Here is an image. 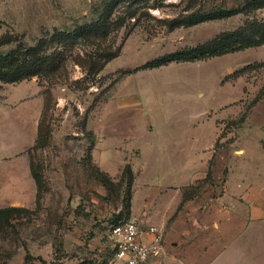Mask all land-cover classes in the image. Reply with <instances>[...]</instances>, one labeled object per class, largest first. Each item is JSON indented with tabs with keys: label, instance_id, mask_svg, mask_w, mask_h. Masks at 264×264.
<instances>
[{
	"label": "rangeland",
	"instance_id": "rangeland-1",
	"mask_svg": "<svg viewBox=\"0 0 264 264\" xmlns=\"http://www.w3.org/2000/svg\"><path fill=\"white\" fill-rule=\"evenodd\" d=\"M104 1L0 0V51L42 41L50 53L54 30L91 20ZM245 1L164 0L96 42L120 50L93 76L68 58L53 76L0 81V208L21 209L0 221V264H105L109 228L126 218L162 228L163 251L147 264H264V44L140 68L264 22V8L172 30L158 19ZM40 121L50 140L33 148ZM28 156L43 176L38 198Z\"/></svg>",
	"mask_w": 264,
	"mask_h": 264
},
{
	"label": "trees",
	"instance_id": "trees-1",
	"mask_svg": "<svg viewBox=\"0 0 264 264\" xmlns=\"http://www.w3.org/2000/svg\"><path fill=\"white\" fill-rule=\"evenodd\" d=\"M164 0H106L98 14L87 22L75 25L70 30H54L51 39L58 44V48L50 53L42 54V41L36 45H22L10 48L7 51H0V81L3 83L20 82L32 77H49L58 73L66 66L68 58L79 65L86 75L97 74L107 62L116 57L119 48H101L97 41L109 35L112 26L122 24L125 20L134 19L137 21L141 16L150 15L149 9H157ZM192 5L200 3L201 0H190ZM122 4V5H121ZM122 6L121 13L113 18L114 10ZM264 8V0H246L237 8L217 9L215 11H192L180 18L158 19L170 30L178 27H190L206 21L223 19L233 16L238 12L248 13L256 9ZM8 37V36H7ZM6 37V38H7ZM92 44L94 50L90 53L80 54L73 51L78 45ZM264 44V22L252 20L242 28L222 31L210 40L193 47H185L147 60L140 68H154L170 62H184L202 60L213 56L236 52L249 47H257ZM44 102L46 110L51 105V91L47 89ZM50 140V128L43 121L39 122L37 138L33 148L44 147ZM30 174L36 184V198L45 190L42 174L36 170L29 157ZM208 171V175H209ZM126 180L127 188L134 180V173L129 163L122 169L119 185ZM112 184V183H109ZM109 189V185L106 186ZM19 208H0V221H8V214Z\"/></svg>",
	"mask_w": 264,
	"mask_h": 264
},
{
	"label": "built area",
	"instance_id": "built-area-1",
	"mask_svg": "<svg viewBox=\"0 0 264 264\" xmlns=\"http://www.w3.org/2000/svg\"><path fill=\"white\" fill-rule=\"evenodd\" d=\"M111 253L105 264H147L163 251L162 228L144 227L134 218L113 223L109 228Z\"/></svg>",
	"mask_w": 264,
	"mask_h": 264
},
{
	"label": "crops",
	"instance_id": "crops-1",
	"mask_svg": "<svg viewBox=\"0 0 264 264\" xmlns=\"http://www.w3.org/2000/svg\"><path fill=\"white\" fill-rule=\"evenodd\" d=\"M36 138H37V129H36V136H35L33 142H32L31 145H30L31 147L34 145ZM23 158H24V162L27 164L28 175L31 176V174H30V166H29V161H30L29 156H28V157H23ZM31 177H32V176H31ZM32 179H33V178H32ZM33 181H34V180H33ZM160 228H161V227H160Z\"/></svg>",
	"mask_w": 264,
	"mask_h": 264
}]
</instances>
